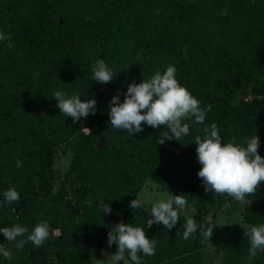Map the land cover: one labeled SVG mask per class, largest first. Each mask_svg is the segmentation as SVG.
<instances>
[{
  "label": "trees",
  "instance_id": "1",
  "mask_svg": "<svg viewBox=\"0 0 264 264\" xmlns=\"http://www.w3.org/2000/svg\"><path fill=\"white\" fill-rule=\"evenodd\" d=\"M0 30L15 45L0 42V228L16 223L31 231L47 221L59 230L41 247L28 242L22 249L0 232V244L16 255L0 264H96L101 249L108 255L115 248L108 233L120 222L156 239L155 255L141 254L143 264H203L205 249L219 241L216 215L231 197L205 192L194 137L212 123L224 143L235 137L244 144L257 134L264 156V0H0ZM97 59L117 73L106 85L92 79ZM169 65L201 107L212 106L204 123L186 121L190 134L163 144L165 127L145 124L133 136L114 128L112 97L119 93L123 102L129 84ZM56 91L95 98V115L73 122L56 107ZM60 145L73 152L65 172L54 168ZM147 178L182 194L193 208L189 216L213 227L212 239L198 229L184 240L183 214L170 230L148 228L153 203L128 206ZM12 187L18 204L5 202ZM101 199L110 214L99 208ZM246 200L242 221L264 224V183ZM224 242L223 264H249L247 235ZM251 264H264V252Z\"/></svg>",
  "mask_w": 264,
  "mask_h": 264
},
{
  "label": "clouds",
  "instance_id": "2",
  "mask_svg": "<svg viewBox=\"0 0 264 264\" xmlns=\"http://www.w3.org/2000/svg\"><path fill=\"white\" fill-rule=\"evenodd\" d=\"M0 42H7V47H14L11 33L0 30ZM137 59L141 57L138 54ZM92 79L102 85L110 83L117 73L108 67L104 59H97L92 65ZM177 69L169 65L162 73L157 70L149 79L142 82L133 81L127 87V93L123 102L119 93L112 97L109 110L110 123L116 129H123L133 136L142 132L145 124L153 128H167L159 138V144L166 140H178L188 136L191 131V121L197 125L204 123L206 114L212 106L201 107V103L186 85H182L176 77ZM54 98L58 101L56 107L65 117H71L73 122L89 114L95 115L97 101L95 98L81 100V95H68L66 91L54 92ZM47 119V117H46ZM45 119V120H46ZM197 132L201 129L197 128ZM204 136L196 135L194 143L197 145L196 153L199 164L198 177L202 180L206 193L213 192L218 196L231 197L233 201L241 204L251 203L246 197L254 195L264 183V156L259 154L260 137L256 134L251 138H245L244 144L237 143L233 137L231 141L224 143L218 126L212 123L202 129ZM21 160L16 161L17 167H22ZM5 202L18 204L20 193L15 187L9 188L3 193ZM138 196L128 205L131 209L142 206ZM187 200L182 195H171L154 202L151 207V217L147 227L162 224L166 229L174 228L180 220L181 214L185 218L183 225V239H190L199 229L204 239H212L214 229L212 226L203 227L188 215L185 210ZM99 208L104 215L110 214L111 205L101 199ZM15 211V209H14ZM225 225V224H224ZM217 226V225H216ZM215 226V228H216ZM9 243L16 242L17 249H22L28 242L39 248L50 236L58 234L57 230H50L47 221L39 222L29 231L27 227L14 223L11 227L0 228ZM180 232H177V236ZM249 237L250 247L245 259L251 264L260 252H264V224L251 226L245 233ZM17 237H24L17 241ZM117 245L115 254L108 259L110 264H143L142 256H152L156 252L157 241L149 238L143 227L133 226L130 223L120 222L114 230L108 233V245ZM127 254V258H126ZM0 255L8 260L13 259L12 250L0 244Z\"/></svg>",
  "mask_w": 264,
  "mask_h": 264
},
{
  "label": "rangeland",
  "instance_id": "3",
  "mask_svg": "<svg viewBox=\"0 0 264 264\" xmlns=\"http://www.w3.org/2000/svg\"><path fill=\"white\" fill-rule=\"evenodd\" d=\"M72 156L73 152L67 145H60L56 150L54 168L65 172L71 163ZM56 184H58V180L56 181ZM172 194H177V190L173 191V193L168 190H164L159 184L150 178H147L143 181L142 190L140 191L138 197L144 201L142 204L143 207H149V205L157 200L161 198L166 199ZM69 197L73 200L71 195H69ZM232 201L233 199L231 198L229 204L225 206V209L219 211L216 215L217 224L219 226V241L216 244H211L205 249L203 253L204 264H223V256L228 249V246L225 245L224 241L239 238L245 235L246 231L251 227L242 221L241 212L243 210V205L240 203L237 208H233ZM185 210L189 215L193 211V208L187 205ZM209 217H212V213H210ZM114 246L115 248L111 250L108 255L103 251V249H101L96 260V264H110L108 257L111 254H115L117 251V245L114 244ZM92 249L99 250L98 245H92ZM12 254L13 257L16 256L15 253ZM3 258L4 257L0 255V260ZM118 264H123V261L118 262ZM128 264H130V261H128Z\"/></svg>",
  "mask_w": 264,
  "mask_h": 264
},
{
  "label": "built area",
  "instance_id": "4",
  "mask_svg": "<svg viewBox=\"0 0 264 264\" xmlns=\"http://www.w3.org/2000/svg\"><path fill=\"white\" fill-rule=\"evenodd\" d=\"M58 234H59V230H57Z\"/></svg>",
  "mask_w": 264,
  "mask_h": 264
},
{
  "label": "crops",
  "instance_id": "5",
  "mask_svg": "<svg viewBox=\"0 0 264 264\" xmlns=\"http://www.w3.org/2000/svg\"><path fill=\"white\" fill-rule=\"evenodd\" d=\"M203 264H204V262H203Z\"/></svg>",
  "mask_w": 264,
  "mask_h": 264
}]
</instances>
